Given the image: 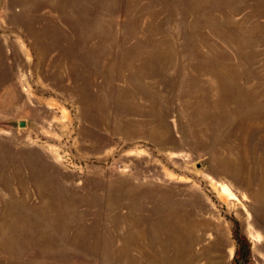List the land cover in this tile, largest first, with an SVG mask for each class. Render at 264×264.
Listing matches in <instances>:
<instances>
[{
	"label": "rangeland",
	"instance_id": "1",
	"mask_svg": "<svg viewBox=\"0 0 264 264\" xmlns=\"http://www.w3.org/2000/svg\"><path fill=\"white\" fill-rule=\"evenodd\" d=\"M236 222L264 264V0H0V264H237Z\"/></svg>",
	"mask_w": 264,
	"mask_h": 264
},
{
	"label": "trees",
	"instance_id": "2",
	"mask_svg": "<svg viewBox=\"0 0 264 264\" xmlns=\"http://www.w3.org/2000/svg\"><path fill=\"white\" fill-rule=\"evenodd\" d=\"M236 223H237L236 224L237 226L235 228V237H236L238 243L240 244L241 250H243L245 254H248L250 251L249 243L244 238L241 237L240 231H239V224H238V222H236Z\"/></svg>",
	"mask_w": 264,
	"mask_h": 264
},
{
	"label": "flooded vegetation",
	"instance_id": "3",
	"mask_svg": "<svg viewBox=\"0 0 264 264\" xmlns=\"http://www.w3.org/2000/svg\"><path fill=\"white\" fill-rule=\"evenodd\" d=\"M246 256H247V254H245L242 250H240V257H239V259H240L241 264L244 263L245 260H243V258L246 257Z\"/></svg>",
	"mask_w": 264,
	"mask_h": 264
},
{
	"label": "water",
	"instance_id": "4",
	"mask_svg": "<svg viewBox=\"0 0 264 264\" xmlns=\"http://www.w3.org/2000/svg\"><path fill=\"white\" fill-rule=\"evenodd\" d=\"M25 125H26V121L22 120V121L19 122V126H22L23 127ZM237 264H241L240 260L237 261ZM242 264H245V261Z\"/></svg>",
	"mask_w": 264,
	"mask_h": 264
}]
</instances>
